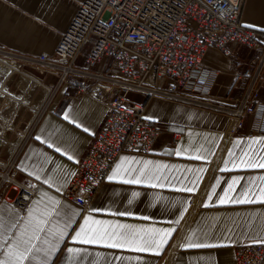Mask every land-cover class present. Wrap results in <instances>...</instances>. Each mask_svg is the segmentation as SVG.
Segmentation results:
<instances>
[{
  "label": "crops",
  "instance_id": "crops-1",
  "mask_svg": "<svg viewBox=\"0 0 264 264\" xmlns=\"http://www.w3.org/2000/svg\"><path fill=\"white\" fill-rule=\"evenodd\" d=\"M80 2L0 0L3 91L6 87L17 94L36 88L30 77L36 74L37 56L52 52ZM241 20L264 30V0H244ZM228 49L225 55L220 48L209 47L203 55L208 96L190 102L159 96L148 99L145 116L161 130L152 151L120 154L85 210L62 192L98 132L107 107L88 94L58 86L56 76L46 72L41 77L45 90L41 89L37 102L40 117L13 157L17 171L34 181L35 192L24 208L15 205L19 187L2 182L0 175V260H7L21 239L31 238L37 247L55 245V255L49 256L52 264H236V248L264 242V167L248 166L264 164V120L261 132L256 129L260 121L249 117L232 131L228 112L248 84V79L237 75L255 65L256 52L238 42H230ZM6 60L21 65L19 70ZM74 67L83 72L112 70L106 57L93 69L81 59ZM261 73L264 76V64ZM142 97L130 95L137 102ZM259 99L264 102V84ZM5 103L0 107V125L12 109ZM20 112L13 123L17 132L24 128L31 110ZM174 133L178 139L172 144ZM3 154L0 149V159L5 158ZM5 164L0 163V173H10ZM133 180L139 183L128 182ZM221 198L229 202L221 204ZM237 200L252 202H231ZM39 221H46L40 224L43 231L37 229ZM82 226L95 229L91 238L97 243L73 241ZM60 233L62 239H58ZM87 238L88 234H82L78 240ZM113 243L122 246L110 247ZM140 247L148 250L138 251ZM69 248L79 252L70 253Z\"/></svg>",
  "mask_w": 264,
  "mask_h": 264
},
{
  "label": "built area",
  "instance_id": "built-area-1",
  "mask_svg": "<svg viewBox=\"0 0 264 264\" xmlns=\"http://www.w3.org/2000/svg\"><path fill=\"white\" fill-rule=\"evenodd\" d=\"M243 3L244 0H81L52 52L37 56L39 69L55 74L58 86L88 94L107 107L98 132L62 192L65 199L85 210L120 154L152 151L161 130L145 116L148 99L159 96L190 102L210 94L202 62L209 47H218L228 55V44L238 42L256 52L255 65L237 75L238 79H248V84L228 112L232 131L248 115L260 121L256 129L261 132L264 102L258 96L264 84V30L242 22ZM104 57L110 59V72H83L74 67L81 59L86 68L93 69ZM74 74L84 77L79 79ZM0 92L5 101L12 103L8 119L0 125V139L13 145H9L11 154L5 164L10 173H0L1 181L19 187L15 205L24 208L35 192L34 181L17 171L13 157L31 134L41 107H29L22 98L4 92L2 86ZM131 93L142 95V100H132ZM18 106L28 107L31 114L17 132L13 123L18 113L14 107ZM177 139L178 134H172L171 143ZM235 263L264 264V242L236 248Z\"/></svg>",
  "mask_w": 264,
  "mask_h": 264
},
{
  "label": "snow or ice",
  "instance_id": "snow-or-ice-1",
  "mask_svg": "<svg viewBox=\"0 0 264 264\" xmlns=\"http://www.w3.org/2000/svg\"><path fill=\"white\" fill-rule=\"evenodd\" d=\"M67 119V117H65ZM85 131H88L87 129H84ZM39 139V137H37ZM59 151V149H57ZM71 159V157H69ZM249 167H264V164L260 165H248ZM115 177H109V179H114ZM129 183H139V180H133L128 181ZM187 191H192V189H187ZM264 199V197H262ZM229 202L228 199L221 198L220 203H227ZM233 203H246V202H252L249 200H237V201H231ZM46 221H39L37 224V229L39 231H43L44 229L40 227V224L45 223ZM87 223V221H86ZM100 223V222H96ZM3 228V224L0 223V229ZM95 229L93 228H85L84 226L81 227L80 231L76 233V235L72 238L73 241H78L80 243L84 244H94L98 241L96 239L91 238V233L94 232ZM82 234H88L89 238L78 240V238ZM170 234V233H169ZM55 235V234H54ZM63 233H60L58 239L63 238ZM35 239H39V237H35ZM166 242V241H165ZM51 243V242H46ZM110 247H121V244L113 243L109 245ZM210 245H202V244H189L188 247H209ZM138 251H147L148 249L146 247H140L137 249ZM57 251L55 245H52L51 248H44V247H37L35 244L32 243V239L29 238L28 240L21 239L17 245L16 249L12 252L8 253V259L7 260H0V264H23L24 261H27L28 264H37V257H40L39 264H52V261L49 260L50 255H55V252ZM70 253H78L79 250L69 248L67 249Z\"/></svg>",
  "mask_w": 264,
  "mask_h": 264
},
{
  "label": "rangeland",
  "instance_id": "rangeland-1",
  "mask_svg": "<svg viewBox=\"0 0 264 264\" xmlns=\"http://www.w3.org/2000/svg\"><path fill=\"white\" fill-rule=\"evenodd\" d=\"M3 60H5V59H3ZM6 61H8V60H6ZM13 64H14V68L19 70V68H20L21 65L16 64V63H13ZM1 66H3V68H7L6 65H4V64L1 65ZM35 66H36V69H33V70H34V72L36 74H35V76L30 77L31 80H32L31 81L32 84H35V86H36L35 89H30V91H29V89L27 88L25 90H22V91L18 92L17 94H13V93H10L9 90L6 89V87H4V91L7 92L8 94L10 93L9 95H11L13 97H16V98H19V99L22 98L23 101L27 105H29V107H32V108H38V106H37L38 103L37 102H39V100H41L42 95H43L41 89L45 90V85L42 83L43 79H41V77L44 76V74L46 73V71H42L41 69H39L38 65H35ZM48 73H51L52 75H55L52 72H48ZM258 98H259V96H258ZM8 99H10L12 102H14V99H12L10 96L8 97ZM4 100H5V96L0 92V107H1V104L3 103ZM4 105L11 106L12 103H10L9 101H6V103ZM20 107L21 106L14 107V110H17V111L20 112L22 110V108H20ZM28 110H29V108L24 106V112L25 111H28ZM20 113H23V112H20ZM28 113H25V114H27L26 117L29 116ZM246 117H249L250 119H252L250 116L247 115V116L244 117V120H245ZM244 120H243V123H244ZM243 123H242V125H243ZM240 127H238V128H240ZM236 129H234V130H236ZM9 145H11V147H13V145L12 144H9L8 141L3 140V139H0V149L4 151L3 156L5 157V158H1L0 159V163L1 164L6 163L7 158L11 154V150L8 148Z\"/></svg>",
  "mask_w": 264,
  "mask_h": 264
},
{
  "label": "bare ground",
  "instance_id": "bare-ground-1",
  "mask_svg": "<svg viewBox=\"0 0 264 264\" xmlns=\"http://www.w3.org/2000/svg\"><path fill=\"white\" fill-rule=\"evenodd\" d=\"M8 61L18 64L17 62H14V61H11V60H8Z\"/></svg>",
  "mask_w": 264,
  "mask_h": 264
}]
</instances>
